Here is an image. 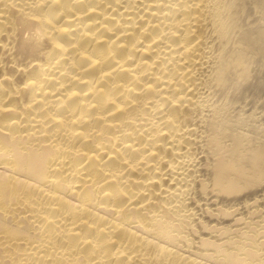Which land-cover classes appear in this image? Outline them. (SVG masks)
Returning <instances> with one entry per match:
<instances>
[{
  "label": "bare ground",
  "instance_id": "obj_1",
  "mask_svg": "<svg viewBox=\"0 0 264 264\" xmlns=\"http://www.w3.org/2000/svg\"><path fill=\"white\" fill-rule=\"evenodd\" d=\"M0 264H264V0H0Z\"/></svg>",
  "mask_w": 264,
  "mask_h": 264
}]
</instances>
